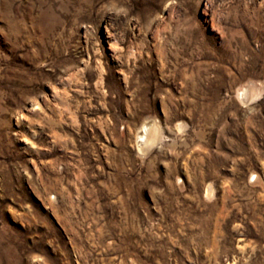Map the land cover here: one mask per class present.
I'll return each instance as SVG.
<instances>
[{
  "label": "rangeland",
  "instance_id": "obj_1",
  "mask_svg": "<svg viewBox=\"0 0 264 264\" xmlns=\"http://www.w3.org/2000/svg\"><path fill=\"white\" fill-rule=\"evenodd\" d=\"M0 264H264V0H0Z\"/></svg>",
  "mask_w": 264,
  "mask_h": 264
},
{
  "label": "bare ground",
  "instance_id": "obj_2",
  "mask_svg": "<svg viewBox=\"0 0 264 264\" xmlns=\"http://www.w3.org/2000/svg\"><path fill=\"white\" fill-rule=\"evenodd\" d=\"M248 91V90H247ZM246 90H240L239 97L246 98L248 95V92ZM250 94H252L250 92ZM251 96V95H250ZM155 134L154 131H151V128H149L147 125L143 127V134L140 136L142 141H147L148 138H151Z\"/></svg>",
  "mask_w": 264,
  "mask_h": 264
}]
</instances>
